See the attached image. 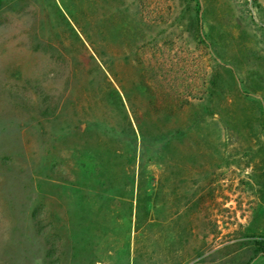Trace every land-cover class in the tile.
<instances>
[{
	"label": "rangeland",
	"instance_id": "1",
	"mask_svg": "<svg viewBox=\"0 0 264 264\" xmlns=\"http://www.w3.org/2000/svg\"><path fill=\"white\" fill-rule=\"evenodd\" d=\"M0 264H264V0H0Z\"/></svg>",
	"mask_w": 264,
	"mask_h": 264
},
{
	"label": "trees",
	"instance_id": "2",
	"mask_svg": "<svg viewBox=\"0 0 264 264\" xmlns=\"http://www.w3.org/2000/svg\"><path fill=\"white\" fill-rule=\"evenodd\" d=\"M216 84H215V79L213 78L212 79V81H211V87H210V91L211 90H216V88H214V87H216L215 86ZM149 89V91H153V89L151 88V87H149L148 88ZM220 89V88H219ZM220 91H222V92H225V90L224 89H220ZM153 93V92H152ZM211 96V95H210ZM149 107H151V109H152V111L153 112H155V113H157V114H159L162 110L164 111H168V112H171V106L169 105V106H167L166 107V109L164 108L165 106L164 105H162V104H157L155 101H151L150 103H149ZM183 106L181 105L180 106V108H182ZM46 116H48V115H50V113H44ZM158 128V131H159V133H160V137L163 139V140H165V141H167V144L168 143H170L171 142V140L173 139V137H174V134H175V131H172V130H168L167 129V127L164 125H162L161 127H157ZM142 145H143V154H142V156H141V160L143 161V163L145 164V163H147L148 161H150V160H154L155 158H158L157 157V155H156V153H154V152H151V153H149L148 152V149H147V147H146V143H145V141H146V138L144 137V135L142 134Z\"/></svg>",
	"mask_w": 264,
	"mask_h": 264
}]
</instances>
